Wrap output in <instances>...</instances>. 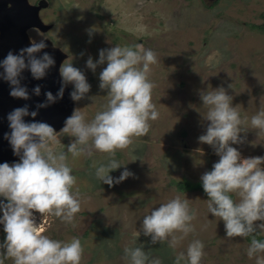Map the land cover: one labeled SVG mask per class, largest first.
Returning <instances> with one entry per match:
<instances>
[{"label":"rangeland","instance_id":"rangeland-1","mask_svg":"<svg viewBox=\"0 0 264 264\" xmlns=\"http://www.w3.org/2000/svg\"><path fill=\"white\" fill-rule=\"evenodd\" d=\"M44 1L38 15L49 27H28L26 32L29 39L47 38L65 52L60 64L73 60L74 66L85 71L92 86L89 98L73 102V108L91 120L107 102V94L98 88L99 69L93 74L85 68L89 55L95 60L100 48L140 43L157 55L150 79L156 85L152 102L160 114L150 121L147 136L133 137L129 148L116 151L115 159L126 165L110 175L119 176L123 167L134 173L118 185L110 188L94 177V165L106 162L107 154L94 152L91 157L75 158L68 154L77 178L73 191L78 188L81 192L77 227L37 213L44 234L61 241L78 236L84 248L81 264H127L123 249L141 243L162 264H173L176 252L186 249L192 239L205 244L201 264H255L246 255L251 242L227 238L223 222L207 214V197L190 187L180 190L172 180L195 182L218 160L212 148L197 139L205 130L207 111L199 90L224 87L242 121L247 118L242 125L249 130L247 142L234 146L245 157L264 155V132L250 125L251 117L264 109V20L259 15L264 0ZM258 23L262 26H255ZM89 28L96 30L91 42ZM68 89L71 91V85ZM57 134L60 143L56 149L66 151L69 138L60 135L59 129ZM176 195L188 198L196 210L195 233L175 250L167 243L151 244L150 237L142 233L136 240L142 217ZM5 264L14 262L9 258Z\"/></svg>","mask_w":264,"mask_h":264},{"label":"clouds","instance_id":"clouds-1","mask_svg":"<svg viewBox=\"0 0 264 264\" xmlns=\"http://www.w3.org/2000/svg\"><path fill=\"white\" fill-rule=\"evenodd\" d=\"M86 31L91 42L96 30ZM46 39L30 38L28 45L15 52L9 50L0 59V81L8 84L10 97L28 101L33 95H41L40 84L34 85L30 93L23 81L25 72L32 79L41 80L55 66L54 57L42 51L48 47ZM72 61L59 65L60 86L55 94L46 90L44 100L34 108L24 104L6 115L10 131L3 138L18 160L0 163V225L5 234L0 242V264L9 258L14 264H81L84 253L81 239L78 236L67 241L50 238L44 234L46 229L40 226L36 216L47 214L74 229L77 227L81 192L78 188L73 191L77 178L72 174L68 154L73 158L91 157L94 152L107 154L106 162L94 165L93 174L100 184L111 188L134 177L127 167H123L119 176L110 175L126 165L115 159L116 151L129 148L133 137L147 136L150 121L159 119L152 102L156 85L150 79L151 65L158 62L155 51L140 43L100 48L95 60L88 56L85 68L93 74L99 69L98 88L107 94V102L91 120L74 107L59 128V134L69 138L66 151L57 150L55 145L60 143L57 129L35 117L39 109L63 99L69 85L68 95L74 103L89 98L92 86L85 71ZM198 94L207 111L203 117L205 130L197 139L200 144L210 146L218 157L211 169L199 177L208 200L207 214L223 222L229 239L252 236L246 255L255 264H264V240L253 235L264 231V155L245 157L234 146L247 142L249 130L242 126L247 118L242 121L233 106V97L224 87L199 90ZM250 125L264 132V109L251 117ZM196 216L189 199L176 195L142 217L135 239L142 233L150 237L151 244L167 243L175 250L195 233L192 221ZM204 248L203 241L192 239L186 249L176 252L173 264H201ZM122 259L127 264H162L159 257L145 251L142 243L126 246Z\"/></svg>","mask_w":264,"mask_h":264},{"label":"water","instance_id":"water-1","mask_svg":"<svg viewBox=\"0 0 264 264\" xmlns=\"http://www.w3.org/2000/svg\"><path fill=\"white\" fill-rule=\"evenodd\" d=\"M44 5V0H38L36 3H31L28 0H0V59H3L9 50L15 52L29 44L30 39L26 32L28 27H35L39 30H46L49 27V24L43 22L38 15L40 7ZM46 43L48 47L42 51H47L54 57L55 66L41 80H34L30 74L25 72L26 79L23 81L27 84L30 93L34 85L40 84L42 86L40 96L33 95L28 101L14 99L9 96L8 84L0 81V163H11L18 159L17 156L13 155L8 141L3 138V134L10 131L6 119L7 113L14 107L24 104L34 108L37 102L44 100V92L46 90L55 94L60 86L58 68L60 61L65 56V52L51 45L47 39ZM69 92L67 87L63 99L58 100L47 108L39 109L35 119L46 121L55 129H59L63 125L65 117L70 115L73 109V101L69 98ZM25 119L31 118L25 117Z\"/></svg>","mask_w":264,"mask_h":264},{"label":"trees","instance_id":"trees-1","mask_svg":"<svg viewBox=\"0 0 264 264\" xmlns=\"http://www.w3.org/2000/svg\"><path fill=\"white\" fill-rule=\"evenodd\" d=\"M259 15L263 18V20H264V11H260L259 12ZM255 26H262V23H258V24H256ZM172 182H173V184H175L176 185V187L178 188V189H185V188H187V187H190V188H193V189H197V190H199V191H201L202 192V194L205 196V197H207L206 196V194L203 192V189H202V186H201V182H200V179H198L197 181H195V182H190V181H188V180H186V179H180V180H172ZM2 231V236L4 237V232H3V229L1 230ZM253 235L257 238V239H259V240H264V235L263 234H261L259 231H257L256 233H253ZM245 239L247 240V241H249V242H251V239H252V236H249V237H245Z\"/></svg>","mask_w":264,"mask_h":264},{"label":"flooded vegetation","instance_id":"flooded-vegetation-1","mask_svg":"<svg viewBox=\"0 0 264 264\" xmlns=\"http://www.w3.org/2000/svg\"><path fill=\"white\" fill-rule=\"evenodd\" d=\"M2 229H3V227L0 228V242H1V239L3 238L2 231H1Z\"/></svg>","mask_w":264,"mask_h":264}]
</instances>
